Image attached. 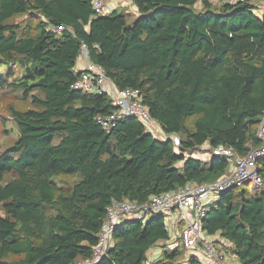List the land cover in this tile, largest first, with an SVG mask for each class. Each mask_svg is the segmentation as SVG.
Wrapping results in <instances>:
<instances>
[{
	"label": "trees",
	"instance_id": "16d2710c",
	"mask_svg": "<svg viewBox=\"0 0 264 264\" xmlns=\"http://www.w3.org/2000/svg\"><path fill=\"white\" fill-rule=\"evenodd\" d=\"M131 1L133 15H97L95 0H0V67L8 70L0 76V264L87 259L113 201L142 204L216 182L232 164L193 157L207 143L242 156L261 144L264 15L254 11L264 0ZM59 25L67 29L54 34ZM83 45L118 89L141 91L179 147L136 117L110 133L98 125L115 108L107 94L72 89ZM13 66L23 73L11 80ZM8 120L19 137L2 151ZM258 171L264 179V158ZM203 230L231 242L240 264H264V194L221 192ZM170 239L164 214L125 220L98 264H204L194 255L184 262L180 242L149 263L150 250Z\"/></svg>",
	"mask_w": 264,
	"mask_h": 264
},
{
	"label": "built area",
	"instance_id": "2783aa9c",
	"mask_svg": "<svg viewBox=\"0 0 264 264\" xmlns=\"http://www.w3.org/2000/svg\"><path fill=\"white\" fill-rule=\"evenodd\" d=\"M93 8L97 15H107L113 10L107 0H95ZM50 29L54 34H61L67 27L59 25L51 26ZM78 60H85L86 64L80 70L81 76L72 85V89L84 94H107L115 108L113 112L99 115L97 118L98 125L106 132L110 133L121 118L131 116L138 118L145 126L146 133L153 135L154 138L172 140L176 147L181 145L179 134L166 133L152 118L141 91L135 88L118 89L108 77L106 69L89 60L86 45H83ZM258 138L261 144L258 147L251 146L243 156L224 145L213 147L207 143L200 147L205 156L211 159L224 157L231 160L233 169L216 182L188 183L177 191L153 196L149 202L142 204L127 199L113 201L108 207L99 240L94 246L91 257L79 260L75 264H98L112 246L114 231L125 220L146 221L154 214L166 216L170 213L176 215L180 222L179 241L188 252L202 259L204 264H236L231 259L234 255L233 246H225L219 234L208 235L203 230V224L210 206L215 202L211 197L216 193L220 194L234 187L248 186L252 193L264 194V179L258 171V160L264 158V116L259 125ZM195 153L193 157L200 159V155ZM202 160L208 161L205 158ZM199 253H203L205 257H201V254L198 256Z\"/></svg>",
	"mask_w": 264,
	"mask_h": 264
},
{
	"label": "crops",
	"instance_id": "0c3cea01",
	"mask_svg": "<svg viewBox=\"0 0 264 264\" xmlns=\"http://www.w3.org/2000/svg\"><path fill=\"white\" fill-rule=\"evenodd\" d=\"M107 2H108V4L113 8V9H122L123 11H125V12H128V13H137V9H136V7H135V5L133 4V2L131 1V0H107ZM262 5H264V2H260ZM132 8V11H130V10H127L126 8ZM264 8V7H263ZM85 64H86V61L85 60H78V63H77V66H76V69L77 70H82L83 68H84V66H85ZM206 154L205 153H202L201 155H200V159H206V160H208V161H211L212 159L210 158V157H207V156H205ZM233 169V167L231 166V168H230V171ZM211 199L213 200V201H217L218 199H219V197L217 198L216 197V195H213L212 197H211ZM166 219H167V223H168V227H169V229H171L172 230V232H173V234H171L172 235V239H170V241L168 242L169 244H172V245H176L175 247H177L178 245H179V234H180V229H181V226L179 225V223L180 222H178V219H177V217H176V215H174V214H172V213H170V214H168V215H166ZM219 236L222 238V241H223V243H224V245L225 246H233L232 245V243L231 242H229L228 240H226L224 237H222L220 234H219ZM167 243V244H168ZM167 244H162V245H159L160 247H164V246H166ZM180 245H181V242H180ZM174 247V248H175ZM155 249H157V248H159L158 246H156V247H154ZM154 248H152V249H154ZM151 249V250H152ZM150 250V251H151ZM149 254H150V256L152 255V254H154V256H155V258H160L161 257V255H162V253H161V250H160V252L158 251V249H157V252L155 251V253H153V251H151V252H149ZM187 254H188V256H191V255H193L191 252H188L187 251ZM200 254H201V257H205L204 256V254L203 253H199L198 254V256H200ZM157 258V259H158ZM204 259V258H203ZM231 259H232V261L234 262V263H237V262H239V260H238V258L235 256V255H233V257H231ZM201 261H202V259H200Z\"/></svg>",
	"mask_w": 264,
	"mask_h": 264
},
{
	"label": "rangeland",
	"instance_id": "374dc122",
	"mask_svg": "<svg viewBox=\"0 0 264 264\" xmlns=\"http://www.w3.org/2000/svg\"><path fill=\"white\" fill-rule=\"evenodd\" d=\"M264 5H262L261 3H258V7L256 8V10L254 11V13L258 16V17H262L263 15H264ZM262 8V9H261ZM127 10H130V11H132V8H126ZM133 15V14H132ZM132 17L133 16H131L130 17V19H132ZM17 19H19V20H25L26 19V17L25 16H21V17H19V18H17ZM81 61V60H80ZM13 68V70H14V75L11 77V80L13 79V77H18V76H21L22 75V69L18 66V67H15V66H13L12 67ZM8 72V70H7V67H5V66H3V67H0V76H5V74ZM6 77V76H5ZM5 93V98L6 97H8V95H9V91L8 92H4ZM7 135L8 136H6L5 138H3L2 139V141H1V144H2V151H4V150H6V148H7V146L9 145L8 144V142H9V140H10V142H13L15 139H17L18 137H19V132H18V130H17V127H16V125L14 124V122L13 121H11V120H8V124H7ZM8 144V145H7ZM201 153H203V151H201L200 150V148L198 149V151L195 153V154H197V155H201ZM216 197L218 198L219 197V193H216ZM169 231H170V236L172 237V235L171 234H173V232H172V230L171 229H169ZM172 239V238H171ZM176 246V245H175ZM174 245H172V244H167L166 246H164V247H160V246H158L159 248H157L158 249V251L160 252V250H161V253L164 251V250H168V251H170V250H172L174 247H175ZM157 249H152L151 251H153V253H155V251L157 252ZM150 251V252H151ZM186 256L183 258V261L185 262L186 261V259L188 258V254L186 253L185 254ZM158 258V257H157ZM157 258H155V256H154V254H152L151 256H150V254H148V259H149V263H153L155 260H157ZM236 264H240L239 262H237Z\"/></svg>",
	"mask_w": 264,
	"mask_h": 264
}]
</instances>
